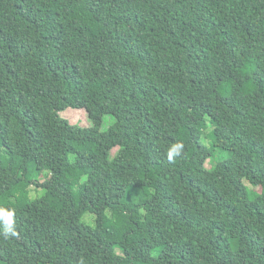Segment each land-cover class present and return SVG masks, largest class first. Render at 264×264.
Listing matches in <instances>:
<instances>
[{
    "label": "trees",
    "instance_id": "obj_1",
    "mask_svg": "<svg viewBox=\"0 0 264 264\" xmlns=\"http://www.w3.org/2000/svg\"><path fill=\"white\" fill-rule=\"evenodd\" d=\"M0 264H264V0H0Z\"/></svg>",
    "mask_w": 264,
    "mask_h": 264
},
{
    "label": "rangeland",
    "instance_id": "obj_2",
    "mask_svg": "<svg viewBox=\"0 0 264 264\" xmlns=\"http://www.w3.org/2000/svg\"><path fill=\"white\" fill-rule=\"evenodd\" d=\"M226 61L224 59V56L220 55L216 58V60L211 63V65L201 73H196L189 68H181L180 69V77L184 79V81L188 85V100L186 104L184 105L182 111L185 118H188L192 112V106L191 102L193 100H196L198 98H201L203 91L208 90L211 88L213 82L215 80L221 79L225 75V67ZM61 116L68 120L71 124H77L82 127L90 126L91 123L88 120L87 113L81 109V110H73L68 109L61 113ZM112 118L111 117H105L103 119V124L101 126V130H106L111 125ZM204 143L207 144V140H204ZM37 168L40 170V176L38 178L39 182L43 181L47 177V169L46 164L37 161L36 162ZM42 194V191L40 189L31 188L30 190V197L35 198L37 196H40ZM81 222L89 225L94 226L95 219L94 216L91 213H86L82 219Z\"/></svg>",
    "mask_w": 264,
    "mask_h": 264
},
{
    "label": "clouds",
    "instance_id": "obj_3",
    "mask_svg": "<svg viewBox=\"0 0 264 264\" xmlns=\"http://www.w3.org/2000/svg\"><path fill=\"white\" fill-rule=\"evenodd\" d=\"M182 145H175L173 146L169 152H168V159L169 161H172L175 156H178L180 154V149L182 148ZM13 213L9 212L7 219H6V226H5V233L16 235V232L13 227V220H12Z\"/></svg>",
    "mask_w": 264,
    "mask_h": 264
}]
</instances>
